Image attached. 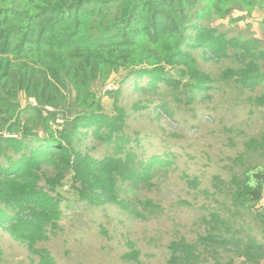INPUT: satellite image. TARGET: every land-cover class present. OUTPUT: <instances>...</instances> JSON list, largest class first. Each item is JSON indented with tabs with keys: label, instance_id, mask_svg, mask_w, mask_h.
Instances as JSON below:
<instances>
[{
	"label": "trees",
	"instance_id": "1",
	"mask_svg": "<svg viewBox=\"0 0 264 264\" xmlns=\"http://www.w3.org/2000/svg\"><path fill=\"white\" fill-rule=\"evenodd\" d=\"M263 10L264 0H0V264L16 246L20 263L68 264L54 242L90 221L110 244L126 221L112 230L100 213L110 225L111 210L165 214L153 194L163 172L197 214L156 264H264V17L260 34L252 21ZM120 245L117 264H153L132 240Z\"/></svg>",
	"mask_w": 264,
	"mask_h": 264
},
{
	"label": "rangeland",
	"instance_id": "2",
	"mask_svg": "<svg viewBox=\"0 0 264 264\" xmlns=\"http://www.w3.org/2000/svg\"><path fill=\"white\" fill-rule=\"evenodd\" d=\"M254 17L252 19L254 22L253 29L260 34V19L264 17V10L255 12ZM224 23L225 27H227V21H224ZM245 23L241 21L240 25L244 27ZM210 65L213 67L214 64L210 63ZM113 80L111 79V81ZM20 99L23 105L27 101L22 95ZM162 177L165 179L162 181L160 189H154L153 194L160 197L168 207L170 205L171 209H168L165 214H161L152 220L143 221L140 219H127L126 215H117L114 210H111L110 213L115 217V221L110 225L109 216L100 213L95 216L96 219L109 225L112 230L115 228L114 225L118 224V219L122 218L126 221L124 224H118V230L116 231L119 236H116L110 244L102 243L96 238H103L104 236L99 233V227L93 221H90L89 228L77 230L76 235L67 232V242L62 245H60L62 242H54L53 248L58 255L59 261L67 262L68 264H117L115 262L116 256L118 255V250L122 248L120 244H125L126 240H132L137 247H141L143 259L156 264L157 260L164 255L165 243L172 236L174 230H184L185 222L189 223L192 220L191 216L197 214L196 210H185L187 208L181 207L177 202L178 197L183 194L182 182L174 177L171 172H163ZM60 190L65 196L66 202L72 203L76 199L75 194L69 187V181H66ZM67 209L71 208L68 206ZM72 209L82 210L83 206L81 207L80 204H77ZM111 245L116 248H111ZM5 246L10 247L11 243L5 242ZM125 248L128 249L129 247L126 246ZM22 254H25L24 250L16 246L15 256L10 260V264H26L18 262L17 256Z\"/></svg>",
	"mask_w": 264,
	"mask_h": 264
},
{
	"label": "built area",
	"instance_id": "3",
	"mask_svg": "<svg viewBox=\"0 0 264 264\" xmlns=\"http://www.w3.org/2000/svg\"><path fill=\"white\" fill-rule=\"evenodd\" d=\"M258 208L260 209H264V189L262 191V194H261V197L259 199V202H258Z\"/></svg>",
	"mask_w": 264,
	"mask_h": 264
}]
</instances>
